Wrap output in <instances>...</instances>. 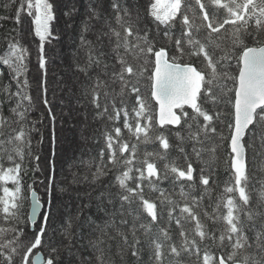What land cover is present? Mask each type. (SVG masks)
I'll use <instances>...</instances> for the list:
<instances>
[{
    "label": "snow or ice",
    "instance_id": "snow-or-ice-1",
    "mask_svg": "<svg viewBox=\"0 0 264 264\" xmlns=\"http://www.w3.org/2000/svg\"><path fill=\"white\" fill-rule=\"evenodd\" d=\"M77 2L66 0L63 16L68 20L77 13ZM4 7L7 10L9 5ZM110 9L105 14L103 0H88L80 42L72 53L73 70L83 80L77 75L71 84L57 81L51 88L46 44L60 39L54 28L58 17L53 0H22L14 15H0V20L16 25L21 24L22 15L31 18L39 41L40 72L34 99L27 76L28 49L16 36L6 37L0 64L10 69L15 91L12 81L0 83V161L6 157L11 165L4 167L0 162V219L8 225L0 226V264H116L117 258L120 264H128L129 257L132 264H185V256L195 257L193 264H264V175L254 182L247 156L248 149L253 159L264 156V0H146L143 4L111 0ZM177 24L179 34L174 31ZM88 33L95 39H88ZM110 59L115 62L109 63ZM114 85H119L118 91ZM145 86L149 94L142 92ZM57 92L59 113L54 103ZM73 97L77 104L83 100L92 106L94 119L106 117L112 124L105 126L95 171L91 169L96 157L73 162L84 170L73 171L69 184L87 185V191L75 195L89 199L88 204H78L75 213L68 211L59 195L69 189L57 185L51 175L46 183L40 180L44 196L33 184L28 185L27 196L22 194V173L29 170L24 166L25 156L40 160L33 151V134L39 135L37 146L44 143L40 128L44 120L33 115L40 110L37 100L49 121L50 142L56 145L60 142L56 123L63 126L65 117L72 118ZM220 105L230 106L231 111L225 112ZM224 115L230 116L227 136L217 126L223 125ZM121 118L122 127L117 126ZM169 133L179 141L175 147L186 167L175 160L164 163L163 169L158 167L157 160H167L173 147ZM153 142L163 151H145L141 159L138 146ZM225 144L228 180L209 212L202 205L206 196L211 197L218 149ZM193 157L201 165L198 171ZM50 163L54 170V162ZM31 170L43 171L39 163ZM260 171L264 172V162ZM110 173L114 177L104 187H118L114 195L119 207L112 193L100 191L94 199L102 215H84L93 199L92 186ZM169 177L180 182L182 204L158 187V182ZM197 178L202 187L199 195L193 194ZM144 181L159 192L161 206L169 205L168 226L159 227L156 234L153 225L159 224L163 213L154 200L145 197ZM145 213L150 218L147 222ZM173 221L179 242L169 230ZM205 221L221 227L210 230ZM184 223L191 224V229Z\"/></svg>",
    "mask_w": 264,
    "mask_h": 264
},
{
    "label": "trees",
    "instance_id": "trees-1",
    "mask_svg": "<svg viewBox=\"0 0 264 264\" xmlns=\"http://www.w3.org/2000/svg\"><path fill=\"white\" fill-rule=\"evenodd\" d=\"M22 2V0H0V15H6V14H15L16 7ZM66 0H53V3L56 7L57 12V21L54 22V28L57 32V34L60 36V39L58 42H54L52 45L46 44L47 54L49 58V74H48V81L50 88L55 85L57 81H64L69 84L72 83L73 79L79 75L80 79L83 80L82 74H77L74 72L72 67V53L77 48V45L79 44V35H80V28H81V21L85 18L86 13V6L88 3V0H78L77 2V13L74 15L73 19L68 20V18L63 16V11L65 10ZM138 3L143 4L146 2V0H137ZM110 3L111 0H103V7L105 10V14H110ZM9 5L7 10H5V5ZM223 13L221 12V15ZM28 17L25 15H22L21 17V24L16 25L12 20L2 21L0 20V55H3L4 52L7 49V43L8 40L6 37L9 36H16L17 39L20 40L22 45H24L25 38H24V31L23 29L30 31L32 33V37L36 41V47L35 50L31 49L32 52H35V56L38 55V45L39 41L38 38L34 36V33L32 31V25L31 23L27 25L28 27H24L23 24L26 22L28 23ZM71 24L72 27H67V24ZM149 25L152 27L153 31H155V25H151L150 20L148 21ZM113 25L115 26L114 20ZM163 27V26H161ZM13 29H16L14 32ZM176 34H179L180 26L177 24L176 29L174 30ZM203 35V33H201ZM87 38L90 40H94L95 37L91 33L87 34ZM211 50V49H210ZM104 51H109L108 41L105 39V48ZM122 51V50H121ZM131 60V57L128 58ZM114 59H110L109 63H114ZM196 63L199 65V61H196ZM235 68V64L233 62V69ZM28 80L31 86V94L34 97V99L37 97L38 90L37 85H34L31 78V73H27ZM40 76V72H39ZM40 80V79H39ZM9 81H12V78L10 76V69L6 66H3L0 64V83L7 84ZM117 91L119 90V85L113 86ZM12 90L15 91V81H12ZM142 92L144 94H149V89L147 86L142 88ZM77 95H79V92H77ZM50 100L53 99L51 92L49 93ZM64 99L67 101L68 97L65 96ZM39 111H35L33 113L34 116L39 117L44 120V124L40 125L41 130L44 133V143L42 146H37L36 140L39 139L38 134H33V151L40 155V158L44 157V147L45 142L47 138L50 139L49 135V121L46 118V112L43 110L42 104L39 103ZM54 103L56 105V111L59 113L61 105H60V94L57 92V97L54 100ZM154 103V102H153ZM71 106L74 109L72 112V118L68 119L65 117V122L63 126H61L60 122L57 121L56 123V132L57 136L59 137V143L56 145H52L53 152L52 156L50 158L51 162H54V170L52 168L51 173L48 171V176H53L57 185H62L69 189L68 192L59 194L60 198L63 201H66V208L68 211L75 213L77 205L78 204H88L89 199L87 197H81L80 199H77L76 192H85L88 190L87 185H70L69 181L72 179L71 173L73 171H83L84 169L77 168L74 165V161L77 159L79 160H89L93 157H96V161L93 163V167L91 171H95V164L99 163L98 153L99 149L104 146V135L105 132V126L108 125L109 128H111L112 124L111 122L107 121V118H101V119H94V109L90 104H88L86 101L81 102V104H77L75 97L71 100ZM210 107V105H209ZM222 109L225 110V112H230V106L228 105H220ZM4 112L7 114V105L4 106ZM65 111H68V108L64 109ZM190 111V110H189ZM224 123L223 125H217L218 128L222 129L225 136L228 135V129H227V123L230 120V116L224 115L222 117ZM117 126L122 127V118L121 121L117 123ZM7 129H5V132L7 133ZM125 137H127L126 130L124 131ZM47 137V138H46ZM169 139L170 143L173 145V147L168 152V158L167 160H157L158 167L163 169L164 163L171 162L175 160L177 165L181 167H186L183 156L177 151L176 145L179 143V141L175 138V136L171 135L169 133ZM50 141H48V157H50L51 154V148H50ZM245 143H248V140H245ZM210 146V145H206ZM188 151L189 154H191V142H188ZM256 148L259 151V142L257 141ZM145 151L149 152H162L163 150L160 149L158 142L149 143L147 145L140 144L138 146V156L142 159L143 154ZM55 153V154H54ZM247 156L249 159V169L254 174V182L255 179H258L260 176L264 175V172L260 171V167L262 162H264V156L257 155L255 159H253V152L252 149H248ZM218 161L214 165L215 171L213 173V180L215 183L211 185L212 187V193L211 197H205L203 201L202 207H205L209 212L212 211V208L216 206L217 198L222 193L223 188L225 186V182L228 180V171H227V165L224 163V161L228 158V151L226 144L218 149ZM44 159V158H43ZM205 159H207V154H205ZM3 163L4 167L11 166L10 163L7 161L6 157L0 161ZM40 160L37 162L35 160H32L30 157L25 156L24 159V166L26 169H29L23 178V184L22 188L29 191L28 185L33 184L34 187L37 189L38 194L44 193V188L40 184L41 178H38L37 176L44 175L45 170L44 167L40 165V168L43 171H37L33 172L31 169L35 168L36 164L39 163ZM106 162V160H105ZM192 162L194 164V167L197 168V171L200 168V163L195 160V158H192ZM73 164V167L70 169L69 165ZM42 166V167H41ZM50 169V168H49ZM136 174L133 173V176ZM47 176V177H48ZM90 176V173H89ZM114 177L113 173H110L109 176L101 178L100 181H98L95 185L92 187L95 189V191L92 192L93 199L91 200V206L84 211V215L92 216L93 218H96L102 213L97 212L96 203L97 201L94 199L95 196L99 194L100 191L110 192L113 194V199L115 200V206L119 207V200L115 198V193L119 190L118 187L113 186L110 188H105L104 186L109 183L110 180H112ZM144 195L146 198H149L151 200H154L158 205V211H162L163 218L159 221V224L153 225V234L157 233V230L159 227H166L167 225V211L169 208V205L165 203L163 206L160 205L159 199V192H154L151 190V188L148 186V182L144 181ZM129 184L131 186H134L133 181H129ZM11 187V185H8ZM259 185H257L258 187ZM158 187L160 189H163L167 194L171 195L172 199L177 201L178 203H183L179 193H180V182H173L172 177H169L167 180H163L158 182ZM202 190V187L199 186L198 178H197V188L193 194L199 195L200 191ZM185 191H189L187 186L185 185ZM2 194V192H0ZM128 206L125 205V208ZM133 208L136 207L135 204L132 205ZM222 211H226L225 209H221ZM199 211V210H198ZM176 215H179V208L176 209ZM145 217V221L147 222L150 220V218L146 217V213L143 214ZM202 215V213H201ZM203 218V217H202ZM119 217H117V220ZM209 227V229L213 228H219L221 227L220 224H212L211 221H205ZM129 223H131V217H129ZM0 226L7 227L8 225L0 219ZM257 226L258 223H257ZM184 227L186 229H191L192 225L189 223H184ZM170 233L172 235V239L176 242H179V229L177 228L175 222L173 221L170 226ZM217 236L219 235V232L216 233ZM249 235H252V233H249ZM209 246L211 247L212 251L216 254H218V249H216L215 245H212L209 241ZM203 248V245H202ZM112 251L115 252V242H113ZM145 261L147 260V250L145 251L144 256ZM184 259L185 264H193V261H195V257H192L191 260L188 259V257H182ZM116 264H120L119 259L117 258ZM128 264H132L131 258L128 259ZM167 264V262H166Z\"/></svg>",
    "mask_w": 264,
    "mask_h": 264
},
{
    "label": "rangeland",
    "instance_id": "rangeland-1",
    "mask_svg": "<svg viewBox=\"0 0 264 264\" xmlns=\"http://www.w3.org/2000/svg\"><path fill=\"white\" fill-rule=\"evenodd\" d=\"M27 19H28V23L26 22L25 24H23L24 27H28L27 25H29L31 23V18L28 17ZM23 31H24V35L23 36H24L25 42H26L24 44V46H26L27 49H28V56H27V63H28V68H29L28 72H29V74L31 73V78H32V82L31 83H33L34 85H37L38 82H39V79H40L39 70H38V63H37V55L35 56V52H32V50H31V49L35 50L36 41L34 40L33 37H32V39H30L31 36H32V33L30 31H28V29L27 30L23 29ZM37 103H38V101H37ZM45 140H46V142H45L44 154H43L44 157L40 158V162H39V164L41 163V165L44 167L45 173H44V175L42 174L41 176L39 175L37 177L41 178V180H45V183H46L47 182L46 178L48 176V171H50V173H51V170H52V164L50 163L51 162L50 158L52 156L53 147H52V145L50 143L51 154H50V157H48V141H50V139L47 138ZM42 186L44 188V185H42ZM22 194L25 195V196L28 195V192H27V190H25V188L24 189L22 188ZM40 195L44 196L45 194L41 193ZM27 209H28V201L25 200L24 204H23V210L25 212H27Z\"/></svg>",
    "mask_w": 264,
    "mask_h": 264
},
{
    "label": "water",
    "instance_id": "water-1",
    "mask_svg": "<svg viewBox=\"0 0 264 264\" xmlns=\"http://www.w3.org/2000/svg\"><path fill=\"white\" fill-rule=\"evenodd\" d=\"M28 210H29V208H28Z\"/></svg>",
    "mask_w": 264,
    "mask_h": 264
}]
</instances>
